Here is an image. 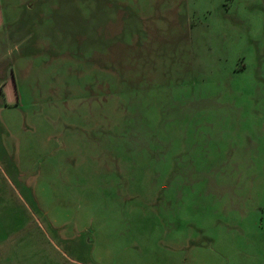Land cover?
Returning <instances> with one entry per match:
<instances>
[{
    "label": "rangeland",
    "instance_id": "1",
    "mask_svg": "<svg viewBox=\"0 0 264 264\" xmlns=\"http://www.w3.org/2000/svg\"><path fill=\"white\" fill-rule=\"evenodd\" d=\"M0 264H264V0H0Z\"/></svg>",
    "mask_w": 264,
    "mask_h": 264
}]
</instances>
